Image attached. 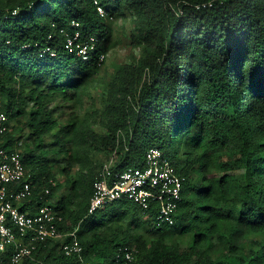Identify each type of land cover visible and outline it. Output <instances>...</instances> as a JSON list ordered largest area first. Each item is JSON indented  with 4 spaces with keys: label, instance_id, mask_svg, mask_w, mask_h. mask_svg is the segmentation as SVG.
<instances>
[{
    "label": "trees",
    "instance_id": "1",
    "mask_svg": "<svg viewBox=\"0 0 264 264\" xmlns=\"http://www.w3.org/2000/svg\"><path fill=\"white\" fill-rule=\"evenodd\" d=\"M95 1L0 0L4 146L24 140L34 192L21 210L54 207L64 236L21 264H77L63 251L75 230L92 264H111L127 245L137 264H264V0H97L130 27L127 61L113 72L99 62L113 21ZM73 20L84 39H99L89 61L64 53L58 30ZM49 36L59 57L40 58ZM153 147L186 178L175 225L158 227L155 210L144 218L128 199L89 216L106 162L142 168ZM12 252L0 263L12 264Z\"/></svg>",
    "mask_w": 264,
    "mask_h": 264
},
{
    "label": "built area",
    "instance_id": "2",
    "mask_svg": "<svg viewBox=\"0 0 264 264\" xmlns=\"http://www.w3.org/2000/svg\"><path fill=\"white\" fill-rule=\"evenodd\" d=\"M95 5L100 16L114 20L97 0ZM16 14L17 11L12 12V15ZM80 26V22L73 20L70 24L71 30L63 27L58 31L64 39V53L86 62L97 52L99 39L96 35H88L84 39ZM51 40L53 36H49L47 46L40 52V58L59 57L57 50L50 46ZM106 58L105 54L99 55V62H104ZM9 121L3 100L0 98V254L12 247L11 263L21 264L25 259H34L38 243L64 236L58 230L62 217L55 212L54 207L46 203L31 214L22 211L18 205L33 197L34 192L32 184L26 178V168L18 150L22 144L18 143L14 150L4 146L10 131ZM114 164V158L106 162L97 178L88 215L105 210L114 202L128 199L140 207L144 217H149L155 210L154 222L158 227L174 226L175 215L183 200L186 178L177 171L174 163L165 157L163 150L157 147L149 149L142 168L129 167L123 171H113ZM15 184L19 186L11 188ZM51 184L55 182L51 181ZM50 192L51 190L46 188L45 196L41 195V198ZM67 237L70 241L63 246L65 254L76 255L77 264H92L83 258L84 250L77 238V230ZM138 255V248L127 245L119 249L111 264H137Z\"/></svg>",
    "mask_w": 264,
    "mask_h": 264
},
{
    "label": "rangeland",
    "instance_id": "3",
    "mask_svg": "<svg viewBox=\"0 0 264 264\" xmlns=\"http://www.w3.org/2000/svg\"><path fill=\"white\" fill-rule=\"evenodd\" d=\"M112 23H113V34H112V38L108 40L110 47L108 49V56L106 58L107 67H110L108 68V71L110 72L114 71L113 69L116 66V64H119L122 61H127V56L129 55L130 52V48L125 42V35L129 33L130 27L128 26L127 28L126 26L123 27L124 24L121 18H118L117 21H113ZM89 102L90 100L86 99L85 104L87 105ZM67 113H69V111H67ZM13 124L15 123L13 122ZM57 180L61 182L62 184L61 189H63V187L65 186V182H64L65 177L61 174H58ZM64 189L66 190V188ZM57 197L60 198L61 194L57 193Z\"/></svg>",
    "mask_w": 264,
    "mask_h": 264
},
{
    "label": "crops",
    "instance_id": "4",
    "mask_svg": "<svg viewBox=\"0 0 264 264\" xmlns=\"http://www.w3.org/2000/svg\"><path fill=\"white\" fill-rule=\"evenodd\" d=\"M13 122H14L15 124H13ZM11 126H12V128H13V130H14V128L17 127L16 122H15V121H12V122H11ZM12 128H11V130H12ZM19 128H20V126H18V129L15 130V132L13 133V134H14V139H15V140L18 139V138H20V137L18 136V134H17V133L20 134ZM26 129H27V128H26ZM18 143H21L22 146H23V147H22V146L18 147V150L20 151L21 155H22L24 149L26 150V153H27L28 151H27V149L25 148L24 140L17 142V143H16V148H17V144H18ZM26 173H27L26 178L29 180L30 175H29L28 170H26ZM55 183H56V184H59V183H61V182H59V181L57 180V182H55ZM58 193L61 194V196H63L66 192L63 191V189L60 188ZM57 198H58V197H57ZM57 198H56V199H57ZM123 200H125V199H123ZM54 201H55V200H54ZM119 201H122V200H119ZM119 201H117V202H119ZM114 203H115V202H114ZM18 205H19L20 207H22L23 203L18 204ZM136 205H137V204H136ZM137 206H138V205H137ZM138 207H139V206H138ZM139 209H140V207H139ZM36 211H37V210H36ZM96 213H97V212H96Z\"/></svg>",
    "mask_w": 264,
    "mask_h": 264
}]
</instances>
